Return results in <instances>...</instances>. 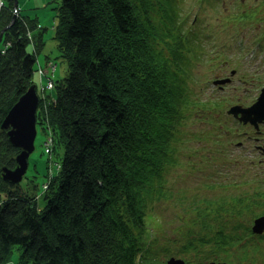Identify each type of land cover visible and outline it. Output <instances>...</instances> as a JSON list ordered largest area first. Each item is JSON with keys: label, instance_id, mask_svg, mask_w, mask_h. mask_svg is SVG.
I'll use <instances>...</instances> for the list:
<instances>
[{"label": "trees", "instance_id": "1", "mask_svg": "<svg viewBox=\"0 0 264 264\" xmlns=\"http://www.w3.org/2000/svg\"><path fill=\"white\" fill-rule=\"evenodd\" d=\"M181 1H57L53 38L67 71L54 82L50 102L40 99L36 124L50 129L63 150L50 174L55 186L41 198L44 185L37 194L36 180L30 195L23 190L28 183L23 187L0 175V264H8L14 250L16 262L29 264H165L157 257L170 250V241L178 253L193 252L190 262L199 256L230 261L235 246L245 248L238 245L243 238L238 230H249L242 219L264 213V176L254 177L251 189L240 195L201 198L199 225L164 245L149 236L154 213L187 198L180 191L176 196L169 175L190 135L197 136L190 129L196 114L227 100L210 98L205 76L195 71L224 63L215 33L209 24L202 31L197 23L178 20L173 10ZM14 13L13 0H3L0 30L12 24L4 31L6 51L0 52V169L14 167L19 152L1 123L35 84L44 44L40 30L30 39L36 48L29 47L27 33L36 19L18 6ZM239 16L227 18L236 27L250 14L242 9ZM43 110L46 119L40 122ZM247 257L251 253L241 259Z\"/></svg>", "mask_w": 264, "mask_h": 264}, {"label": "rangeland", "instance_id": "2", "mask_svg": "<svg viewBox=\"0 0 264 264\" xmlns=\"http://www.w3.org/2000/svg\"><path fill=\"white\" fill-rule=\"evenodd\" d=\"M58 0H17L18 7L21 12L27 15L29 18H35L36 24H30L29 31L33 37L36 34L37 38L39 36V31L42 30L44 44L42 45L40 51L38 52V59L36 63L37 70L33 74V81L37 85V89L41 95L42 102L45 104L49 103L50 99L53 97L54 92V82L62 78L67 71V64L65 60L59 56L56 40L53 38L55 34V25L59 23L58 13L60 3H57ZM237 0H225V3L222 0H182L178 5V8L173 10L174 14L177 15L178 20H183L185 22L197 23L201 26L203 31L205 24L213 29L216 36V45L219 48L221 40L228 33L232 32L234 24L226 18L224 14H219L220 9L227 3H232ZM242 2L238 3V7L245 9L247 12L252 8L255 0H241ZM156 6L158 3L153 2ZM239 12L240 10H236ZM259 12H264L263 9H259ZM262 15V14H261ZM260 15V16H261ZM198 19V20H197ZM33 25V28H30ZM248 26L241 28L242 34L244 36V41L246 45L249 46V54L245 60L248 61H238L236 53L232 51L226 52V56L229 58L230 65H236L238 67V73L233 81L224 86V89L220 92L222 95L229 98L230 103H249L253 101L258 95V83H259V71L263 67L261 65V55L260 53L264 52V44L259 43L258 47L255 45L253 40V32L248 29ZM256 27V33L258 34V26ZM201 31V33H202ZM29 33V32H28ZM27 33V35H28ZM208 34V33H207ZM29 36V35H28ZM6 36L2 35L0 40V52L4 53L7 48ZM30 37H27L26 41H29V47L32 46L36 48L33 44V41L30 40ZM256 39V36H255ZM257 40V39H256ZM40 43V40L37 41ZM234 45V43H232ZM225 58H222V60ZM212 68V67H209ZM215 68H231L225 63H220ZM195 71L199 75L206 77V74L209 76L214 75L215 73L208 71V68L200 67L195 68ZM228 73V71L226 72ZM251 79L248 85H245L243 82L244 79ZM53 83H51V82ZM203 81H207L204 79ZM209 89L214 88L210 84L208 85ZM236 88V89H234ZM37 111V110H36ZM45 111H41L43 119L40 118V122L46 119ZM45 122V121H44ZM37 123V122H36ZM195 128L197 130L196 134H203L207 128L210 130L209 121H205L202 118L196 117V122L193 125H190V129ZM248 131L249 128L245 127ZM6 130L8 128H5ZM36 136L34 139V150L30 153L28 158V166L25 174L20 181V185L25 187V184L28 187L23 189L27 191L28 194L32 195L36 189V185H33V180H36L38 188L36 193L39 194L41 191V185L43 190H51V186H55V183H50L52 177L50 174L55 172L58 167L59 155L63 150V147L55 145V138L49 133L50 129L41 128L39 125H36ZM243 130L239 131L241 134ZM193 139L188 146L180 154V163L172 165L170 167V180L174 186V191H180L179 194L188 197L190 189L192 186H200L201 188L207 187L208 184H214V190L210 191L208 195L213 193L217 195L227 196V192L238 193L240 190H250L251 185H240V179L245 177H257L264 176V156H261L254 147L249 144L248 140L244 137L242 145L238 146L236 142H232L229 132H227V146L224 153V161H217L212 158L209 162L206 161L209 156V142L200 141L197 136L190 135ZM230 138V140H229ZM106 148L104 147L101 152L98 154H103ZM204 158V160H200ZM260 158V159H259ZM191 162H197L198 166L191 165ZM1 174V169H0ZM57 173H55L56 176ZM33 179V180H32ZM228 179L233 182L231 187L233 190H229ZM46 186V187H45ZM43 196V193L39 195V198ZM185 199H180L179 203H186ZM175 201V200H174ZM173 201V202H174ZM36 202V198H34ZM171 201L168 202V208L165 212L158 215V222L164 218L170 217V214L173 211V208L179 209L177 204L171 205ZM157 209H161L162 205L157 204ZM181 216V215H180ZM244 223H248V219L244 220ZM171 230H175L174 227H170ZM251 233H247L246 238L251 239ZM255 239V238H254ZM19 252L14 250L11 255V260L8 264H29L24 260L20 259L17 261ZM16 262V263H15ZM246 264H250L248 261ZM253 264H264V245L259 250L258 254L254 258Z\"/></svg>", "mask_w": 264, "mask_h": 264}, {"label": "water", "instance_id": "3", "mask_svg": "<svg viewBox=\"0 0 264 264\" xmlns=\"http://www.w3.org/2000/svg\"><path fill=\"white\" fill-rule=\"evenodd\" d=\"M17 0H13V7L17 8ZM12 24L5 26L0 30V40L4 31ZM39 104V96L36 91V85L28 86L26 91L19 96L16 102L8 110L1 128H8L6 135L9 142L19 149L15 155L16 165L14 167L1 168V178L11 183H19L26 172L28 166V157L34 150V139L36 130V110ZM229 112H233L237 116L241 112L239 119L243 121H264V87L258 100L248 108H242L239 105L232 106ZM253 231L262 232L264 229V216H260L254 220L252 226ZM181 260L171 258L168 264H182ZM221 264V263H218Z\"/></svg>", "mask_w": 264, "mask_h": 264}, {"label": "clouds", "instance_id": "4", "mask_svg": "<svg viewBox=\"0 0 264 264\" xmlns=\"http://www.w3.org/2000/svg\"><path fill=\"white\" fill-rule=\"evenodd\" d=\"M2 4H3V0H0V8H1ZM17 6H18V5H17ZM13 10H14V12H15L14 14H17V8H14V7H13ZM28 35L31 36L30 31H29ZM30 47H31V46H30ZM36 125H37V124H36Z\"/></svg>", "mask_w": 264, "mask_h": 264}, {"label": "bare ground", "instance_id": "5", "mask_svg": "<svg viewBox=\"0 0 264 264\" xmlns=\"http://www.w3.org/2000/svg\"><path fill=\"white\" fill-rule=\"evenodd\" d=\"M36 91L39 92V90L37 89V86H36ZM131 234H136V233L132 232ZM136 236H138V234H136Z\"/></svg>", "mask_w": 264, "mask_h": 264}]
</instances>
